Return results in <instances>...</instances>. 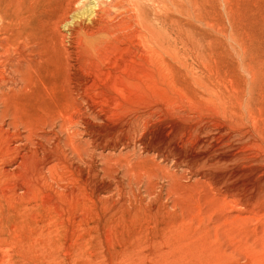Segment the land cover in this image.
I'll list each match as a JSON object with an SVG mask.
<instances>
[{
	"label": "rangeland",
	"instance_id": "1",
	"mask_svg": "<svg viewBox=\"0 0 264 264\" xmlns=\"http://www.w3.org/2000/svg\"><path fill=\"white\" fill-rule=\"evenodd\" d=\"M153 1L131 3L153 20ZM209 7L222 21L218 56L176 65L168 81L167 67L156 65L159 84L147 99L117 97L120 108L104 92L106 82L90 80L93 98L101 94L93 103L108 107L109 101V112L103 104L89 107L71 80L74 102L45 82L46 89L25 67H8L13 76L7 71L0 79V264H264V0H212ZM60 31L66 34L63 26ZM18 47H8L9 55ZM78 72L83 78L82 69L69 67L70 75ZM182 83L199 98L218 99L221 111L186 102ZM169 105L170 113L183 112L175 120L187 130L209 128L187 148L179 144L191 161L158 153L174 127L167 117L146 136L127 127L138 111L158 112L155 121ZM85 118L92 136L85 134ZM199 138L209 144L196 145Z\"/></svg>",
	"mask_w": 264,
	"mask_h": 264
},
{
	"label": "bare ground",
	"instance_id": "2",
	"mask_svg": "<svg viewBox=\"0 0 264 264\" xmlns=\"http://www.w3.org/2000/svg\"><path fill=\"white\" fill-rule=\"evenodd\" d=\"M211 2L212 0H156L151 2L155 16V18L151 20L150 16L146 13V10L141 6L139 7V5L138 7L134 6V4L131 3V0H0V79H6L4 75L7 71L10 72L8 69L10 66H16L18 69L25 67L27 72L34 75L38 81L43 84H45V82L48 83L51 87L50 90L53 93L61 90L65 95L66 101H68V99L72 100L71 98H73L70 94L71 86L69 85L74 83L76 91L82 96L81 100H83L89 107H94L92 104L97 105L99 103L105 105H101V107L103 106V111L104 108H106L107 111V108L110 105L109 101L107 102L109 104L108 107H106L107 104H104L106 103L104 101H101L104 103H93V99L97 100V98H95L96 96L98 97V101H100L99 96L101 94L98 96L94 92V95H96L94 98L92 95L93 93L91 94V84L94 81L97 82L98 79V81L102 80L104 83L106 82L105 85H107V88L105 87L106 90H104V92L109 91L112 97L109 96L108 99L111 100V103L112 101L113 103L115 101V106H122L121 102L118 105V98L121 101L140 102L139 100L142 98L145 99V97L149 95V89L151 87V90L157 87L159 80H157L158 71L156 69H159V67H156L155 69L156 65L167 67L168 70L162 68L163 71L165 70L164 77L166 78V76L169 75V78H172L171 74H173V71L172 73L170 71L172 67L176 65L185 67L188 63L190 64V62L206 64L205 62L213 61L218 56L219 46L221 44L220 36L222 34V21L218 18L216 9L209 7ZM80 4H82L81 7L75 8V5ZM229 4L227 3L229 23L231 29L234 30L235 13L233 7ZM154 22H156L158 26H156ZM60 26H63L64 32L66 33L65 35L60 31ZM192 30L199 31L204 38V42L207 43V49H205L202 41H199L194 37ZM66 42H68V44H65ZM20 44H22L24 48H19V46V49L14 50V54L12 53V55H9L8 50L10 49V46L14 47ZM69 57L71 58L70 60ZM68 61L72 62V68H77V70L79 68L82 69L83 78L82 75L81 78H78L79 72L70 75L71 72L69 73V67L71 66ZM146 66H148L149 69H147ZM10 73V75L13 74L12 72ZM16 76L14 77L16 78ZM15 78L14 83H18V79L16 80ZM90 80L92 83H90ZM166 80H170L168 79V76ZM67 81L71 83L68 85L66 84ZM173 81L170 83H174ZM196 83L197 82L193 84ZM99 84L102 86L101 82ZM49 85L45 86V88ZM205 85L203 84L201 87L204 86L207 91V86L205 87ZM194 86L197 87L196 85ZM100 87L98 90L101 89ZM102 87H104V85ZM103 89L104 88H102V91ZM194 89L195 88L190 84L182 83L179 86L181 94L187 99L186 102L189 101L191 105L194 104L195 108L202 109L205 106H209L214 110L221 111L218 99H216V101L209 94L206 97L202 96L199 98L196 96ZM199 89L201 90L202 88ZM98 90L94 89V91ZM159 90L162 89L160 88ZM146 91H148L147 94ZM109 93H107V96L110 95ZM185 99H183V101ZM170 100H172V98ZM175 100L176 99H174V101ZM197 100H201V102ZM174 101L172 100L171 102L172 109H174L173 107H176ZM66 103L67 102H65V104ZM68 104H66L67 107H69ZM169 107L170 105L168 106V113H170ZM111 109L110 111L112 112ZM107 112H109V110ZM134 113L131 114L133 115ZM167 114H165V116L163 114V116H158V120L156 119V116L155 119L157 121L155 120V122L153 121L154 116L158 115V112L151 110L139 113L138 111L133 117L129 115L132 119L127 127L129 126L131 130L135 132L142 131L146 133L150 131L151 128L155 127L158 122H162L163 118L167 117L168 119H166L165 122L172 120V122L175 123L171 124L174 127L167 131V133H165L167 135H165L161 142H159L158 153L165 159L172 157L182 163L184 161L188 162V160L191 161L189 155L183 153L179 144L181 143L184 146L189 145L194 134L197 135L199 132H205L207 135V133L210 132L209 128L205 127L199 129L194 127L191 130L190 128L187 130V127L184 128L185 126L183 127L181 123H179L180 121H176L177 118L183 119V112L181 110L180 112L170 113V116H167ZM118 115L120 116V114ZM106 117L109 118V116ZM86 120L88 119L85 118V122ZM81 122L80 124L82 126L84 121L83 123ZM71 123L73 126L74 123ZM91 123L90 121L86 122L85 134L87 132L92 136L91 129L93 127H91ZM50 124L49 127H51ZM70 128L72 127L70 126ZM77 129L74 130L76 131ZM95 132L96 131L93 133ZM146 135L147 133L145 136ZM146 139L148 138L146 137ZM146 139L145 137L142 139L144 145H146ZM54 140H56V138ZM208 140L209 138H199L196 141V145L206 146L209 144ZM69 141L67 142L69 143ZM58 142L59 141L56 142L57 145H59ZM148 142L150 141L148 140ZM55 147L57 148V146ZM187 147L188 146H186V148Z\"/></svg>",
	"mask_w": 264,
	"mask_h": 264
}]
</instances>
